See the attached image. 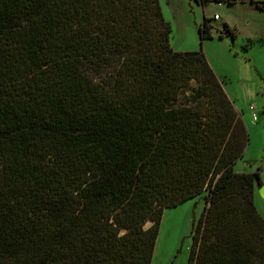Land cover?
<instances>
[{
    "label": "trees",
    "instance_id": "1",
    "mask_svg": "<svg viewBox=\"0 0 264 264\" xmlns=\"http://www.w3.org/2000/svg\"><path fill=\"white\" fill-rule=\"evenodd\" d=\"M207 21L181 52L159 0H0V264H151L164 210L194 198L186 264H264Z\"/></svg>",
    "mask_w": 264,
    "mask_h": 264
},
{
    "label": "rangeland",
    "instance_id": "2",
    "mask_svg": "<svg viewBox=\"0 0 264 264\" xmlns=\"http://www.w3.org/2000/svg\"><path fill=\"white\" fill-rule=\"evenodd\" d=\"M252 1L159 3L170 24V45L175 51L198 50V26L204 18L212 26V37L203 40V49L248 130L247 146L234 167L237 171L257 172L264 188V9L254 3L261 0ZM225 25L234 31V37L225 31ZM253 200L264 219V193L257 180ZM203 208V199L194 198L164 210L151 264L187 263L192 220L200 217ZM149 225L150 222L145 224Z\"/></svg>",
    "mask_w": 264,
    "mask_h": 264
},
{
    "label": "water",
    "instance_id": "3",
    "mask_svg": "<svg viewBox=\"0 0 264 264\" xmlns=\"http://www.w3.org/2000/svg\"><path fill=\"white\" fill-rule=\"evenodd\" d=\"M259 188H260L261 192L264 193V188H263V186L259 185Z\"/></svg>",
    "mask_w": 264,
    "mask_h": 264
},
{
    "label": "built area",
    "instance_id": "4",
    "mask_svg": "<svg viewBox=\"0 0 264 264\" xmlns=\"http://www.w3.org/2000/svg\"><path fill=\"white\" fill-rule=\"evenodd\" d=\"M218 16L216 15L215 18H217Z\"/></svg>",
    "mask_w": 264,
    "mask_h": 264
},
{
    "label": "crops",
    "instance_id": "5",
    "mask_svg": "<svg viewBox=\"0 0 264 264\" xmlns=\"http://www.w3.org/2000/svg\"><path fill=\"white\" fill-rule=\"evenodd\" d=\"M178 206V205H177ZM193 221V220H192Z\"/></svg>",
    "mask_w": 264,
    "mask_h": 264
}]
</instances>
